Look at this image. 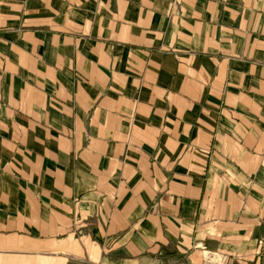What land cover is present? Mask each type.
<instances>
[{"label":"crops","instance_id":"0c3cea01","mask_svg":"<svg viewBox=\"0 0 264 264\" xmlns=\"http://www.w3.org/2000/svg\"><path fill=\"white\" fill-rule=\"evenodd\" d=\"M264 264V0H0V264Z\"/></svg>","mask_w":264,"mask_h":264},{"label":"rangeland","instance_id":"374dc122","mask_svg":"<svg viewBox=\"0 0 264 264\" xmlns=\"http://www.w3.org/2000/svg\"><path fill=\"white\" fill-rule=\"evenodd\" d=\"M73 264H85V263H81V262L76 261ZM211 264H214V263H211Z\"/></svg>","mask_w":264,"mask_h":264}]
</instances>
